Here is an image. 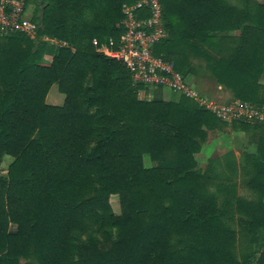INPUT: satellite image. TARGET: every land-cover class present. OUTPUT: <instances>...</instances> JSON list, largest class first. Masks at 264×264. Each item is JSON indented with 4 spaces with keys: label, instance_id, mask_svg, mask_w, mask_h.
Here are the masks:
<instances>
[{
    "label": "trees",
    "instance_id": "1",
    "mask_svg": "<svg viewBox=\"0 0 264 264\" xmlns=\"http://www.w3.org/2000/svg\"><path fill=\"white\" fill-rule=\"evenodd\" d=\"M23 2L35 38L0 37V264H264V125L242 196L235 166L194 158L226 123L184 96L140 99L109 57L136 0ZM159 2L168 38L153 54L264 108V0ZM44 38L59 42L48 65ZM52 85L61 106L46 103Z\"/></svg>",
    "mask_w": 264,
    "mask_h": 264
},
{
    "label": "built area",
    "instance_id": "2",
    "mask_svg": "<svg viewBox=\"0 0 264 264\" xmlns=\"http://www.w3.org/2000/svg\"><path fill=\"white\" fill-rule=\"evenodd\" d=\"M122 14L124 32L117 43L109 41L108 55L123 65L135 84L184 96L225 123H264V108L237 100L224 104L209 100L185 83L171 63L153 54L154 46L168 38L159 0H136L123 5ZM36 29L23 0H0V36L22 34L34 39Z\"/></svg>",
    "mask_w": 264,
    "mask_h": 264
},
{
    "label": "rangeland",
    "instance_id": "3",
    "mask_svg": "<svg viewBox=\"0 0 264 264\" xmlns=\"http://www.w3.org/2000/svg\"><path fill=\"white\" fill-rule=\"evenodd\" d=\"M27 11L29 14V18L31 19L32 13L34 11L33 4H30L27 7ZM0 37H2V36H0ZM44 40L49 43L50 47H49V49H47L45 55L43 56L41 63L43 65H48L52 59V56L56 52V47L59 45V42H57L55 40H47L45 38H44ZM194 63H197V61H194ZM263 74H264V71H263V73L259 79V83L261 85H263L262 81H261ZM187 82L189 83V85H191V87L198 90L199 93L201 95H203L204 97H206L207 99L212 100L214 102H218V103L226 102L224 100H223V102H221L217 97L218 96L217 94H219L218 92L223 94L222 91H225V90L222 87L217 86V84L215 83V80L204 69H199L195 75H190V77L187 79ZM225 92L229 94V92H227V91H225ZM229 96L231 97L230 94H229ZM138 97L140 99H145V100H151L153 98H157V99H161L163 101H177L179 98V95L176 93H173L167 89L146 88L145 91H142L139 93ZM63 99H64V97L62 94H60L58 92L57 86L52 85L48 94H47L46 103L49 105H54V106H61L63 103ZM231 99H232V97H231ZM240 123H243V122H239L238 124H240ZM248 124H251L254 127L250 131H248V133H246L244 131L245 132L244 138H243V136H239L238 138L233 136L234 140L238 139L237 144L242 145V147L240 146V148L238 149L239 152H237V156L240 155L241 160H243V162H245V163H246L245 155L253 154L256 152V148H257L256 139L255 140L252 139L253 132H255L253 129H259V128H256L255 124H253V123H248ZM262 124H264V123H262ZM225 127L226 126H222L219 130L224 129ZM219 130L217 129L216 131H219ZM215 133H216L215 131L208 132L207 139H206L205 143L203 144L200 152L194 155V158H195V161L197 162L198 167L203 171H205L209 168L208 165L210 163V160H212L213 158H215L217 156H221V154L226 152L225 149L224 150H218V147L220 146L221 142L219 141L218 143H216L215 140H216L217 136H215L216 135ZM211 134H215V135H211ZM230 139H231V137H230ZM254 144H255V146H254ZM11 161H12L11 157L7 156L4 158V160L0 166V173H4L6 171V168L10 164ZM143 165L146 168H149L153 165L151 163L149 157L146 155L143 156ZM244 165L241 166L242 170H243ZM245 180H246V176L242 175V177L238 180V182H235L237 185L236 192L242 196L245 193V189L243 186ZM110 202H111V206L114 209V211L118 212L117 198L112 197ZM234 228L237 232H241V231L244 232L243 226L239 225L238 223L234 224ZM13 230H14V227L11 226L10 231H13ZM252 239H251V241H252ZM254 246H255V244H254Z\"/></svg>",
    "mask_w": 264,
    "mask_h": 264
},
{
    "label": "crops",
    "instance_id": "4",
    "mask_svg": "<svg viewBox=\"0 0 264 264\" xmlns=\"http://www.w3.org/2000/svg\"><path fill=\"white\" fill-rule=\"evenodd\" d=\"M195 61H196V59H195ZM261 81H262V84L264 85V74H263ZM186 83L189 85L188 82H186ZM222 92H223V94H221L220 92H218L219 94H217L218 95L217 97L221 102H223V100L226 101L223 103L233 102V100L231 99V97L229 96L228 93H226L225 91H222ZM223 103H221V104H223ZM238 123L239 122L226 123V125H225L226 127L224 129H221L219 131L215 130L216 135L211 134V135H215L218 137V138L216 137V140H215L216 143H218L219 141L221 142L220 146L218 147V150H224L225 149L226 152L221 154V156H217V157L213 158L212 160H210V162H218L220 165V168L223 170H224V166H229L231 168H233L235 166V169H236L235 176L230 177L234 182H238V180L242 177V175L246 176V179H247V174H245L243 171H241L242 170L241 166H243L245 164V162H243V160H241L240 155L237 156V152H239L238 149L240 148V146L242 147V145L237 144L238 139L234 140V138H233V136H235L236 138H238L239 136H243V138H244L245 132L242 129H240ZM253 124H255L256 128L264 125L262 123H253ZM253 130L255 132H253V137L252 136L251 137H252V139H254V140L256 139V141H257L259 129H253ZM230 137L232 140L230 139ZM256 144H257V142H256ZM254 146H255V144H254ZM244 167H245V165H244ZM252 243L258 244L260 242H258L255 238H253Z\"/></svg>",
    "mask_w": 264,
    "mask_h": 264
}]
</instances>
